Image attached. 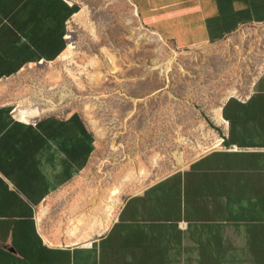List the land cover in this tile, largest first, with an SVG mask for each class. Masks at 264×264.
Listing matches in <instances>:
<instances>
[{
  "label": "crops",
  "instance_id": "1",
  "mask_svg": "<svg viewBox=\"0 0 264 264\" xmlns=\"http://www.w3.org/2000/svg\"><path fill=\"white\" fill-rule=\"evenodd\" d=\"M131 1L178 48L264 24V0ZM73 10L65 0H0V264H264V71L224 102L219 148L135 189L123 181L98 231L100 204H87L79 173L92 152L82 119L19 121L5 95L8 79L62 52Z\"/></svg>",
  "mask_w": 264,
  "mask_h": 264
},
{
  "label": "rangeland",
  "instance_id": "2",
  "mask_svg": "<svg viewBox=\"0 0 264 264\" xmlns=\"http://www.w3.org/2000/svg\"><path fill=\"white\" fill-rule=\"evenodd\" d=\"M68 1L81 15L67 24L66 61L26 67L5 95L34 124L82 119L92 152L79 173L90 181L87 204L101 209L93 222L122 185L143 186L221 146L226 98L245 95L264 70V24L178 48L140 22L131 0Z\"/></svg>",
  "mask_w": 264,
  "mask_h": 264
},
{
  "label": "bare ground",
  "instance_id": "3",
  "mask_svg": "<svg viewBox=\"0 0 264 264\" xmlns=\"http://www.w3.org/2000/svg\"><path fill=\"white\" fill-rule=\"evenodd\" d=\"M67 2V4L72 8L74 9V13L72 14L71 18L69 19L68 23L70 24L71 22V19L73 18H76V17H79L81 15V9L79 8V10L76 9L77 5L73 2H70L68 0H65ZM71 30H69L68 32H70ZM66 40H67V43H66V46L65 48L62 50V52L58 55V57L56 58L57 60L59 61H66V59L68 58L70 52L72 51L71 49L72 48V45L71 43L69 42V39L71 38V35L70 34H66ZM42 62V61H41ZM48 62H52V61H48ZM39 64V63H38ZM264 71V70H263ZM99 75V74H98ZM237 94H235L234 92L231 93L227 98L226 100L229 98V97H232V96H236ZM225 100V101H226ZM10 106L11 105H14L13 108H12V112H13V116L19 120V121H23V122H33L32 119L28 118L27 116H25L23 113H20L19 112V109L21 107L20 103H17V102H10L8 103ZM222 121L224 122V124H226V121L222 115ZM143 190V189H142ZM141 190V191H142ZM115 193H118L119 192V188H115L114 189ZM104 207H105V210H104V217L102 216L101 218L103 219H96L92 222V224L90 225H98V231L100 229H103L106 224L108 223L109 219L111 218L112 216V213L113 212V209L115 208L116 204H115V200L109 195L108 197H105L104 198ZM78 223H81L80 220H77L76 221V224H73L72 223V226L68 228V234L70 235H74L75 232H76V229L78 227ZM88 226V229L91 228V226ZM87 229V230H88ZM78 238V237H77ZM74 245V244H73ZM69 246V245H68Z\"/></svg>",
  "mask_w": 264,
  "mask_h": 264
}]
</instances>
